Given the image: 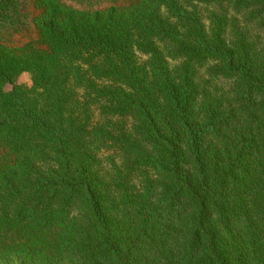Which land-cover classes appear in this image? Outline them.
<instances>
[{
	"label": "trees",
	"instance_id": "obj_1",
	"mask_svg": "<svg viewBox=\"0 0 264 264\" xmlns=\"http://www.w3.org/2000/svg\"><path fill=\"white\" fill-rule=\"evenodd\" d=\"M0 264H264V0H0Z\"/></svg>",
	"mask_w": 264,
	"mask_h": 264
},
{
	"label": "rangeland",
	"instance_id": "obj_2",
	"mask_svg": "<svg viewBox=\"0 0 264 264\" xmlns=\"http://www.w3.org/2000/svg\"><path fill=\"white\" fill-rule=\"evenodd\" d=\"M28 81V80H27Z\"/></svg>",
	"mask_w": 264,
	"mask_h": 264
}]
</instances>
